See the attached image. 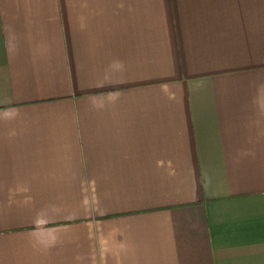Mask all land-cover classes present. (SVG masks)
<instances>
[{"label":"crops","instance_id":"0c3cea01","mask_svg":"<svg viewBox=\"0 0 264 264\" xmlns=\"http://www.w3.org/2000/svg\"><path fill=\"white\" fill-rule=\"evenodd\" d=\"M0 264H264V0H0Z\"/></svg>","mask_w":264,"mask_h":264}]
</instances>
